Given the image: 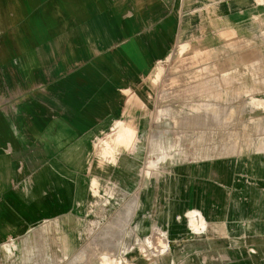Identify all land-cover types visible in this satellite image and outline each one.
Masks as SVG:
<instances>
[{"label":"crops","instance_id":"1","mask_svg":"<svg viewBox=\"0 0 264 264\" xmlns=\"http://www.w3.org/2000/svg\"><path fill=\"white\" fill-rule=\"evenodd\" d=\"M263 13L264 0H0L3 128L16 122L14 107L31 106L19 112V122L30 127L21 133L29 149L0 144V246L82 212L101 153L95 143L114 137L121 123L149 136L151 77L180 44L213 38ZM135 50L152 58L146 71L130 77L133 69L120 58ZM38 119L42 134L32 131ZM263 166L261 151L185 161L155 187H164L169 217L197 211L194 227L203 217L208 235L221 236L225 251H239L262 242ZM207 243L196 248L214 249Z\"/></svg>","mask_w":264,"mask_h":264},{"label":"rangeland","instance_id":"2","mask_svg":"<svg viewBox=\"0 0 264 264\" xmlns=\"http://www.w3.org/2000/svg\"><path fill=\"white\" fill-rule=\"evenodd\" d=\"M151 58L135 50L120 59L130 64L132 77L146 71ZM158 70L151 77L155 122L149 136L121 123L119 135L98 140L101 153L82 212L0 246V264H236L238 256L241 264H264V234L258 247L227 252L221 236L207 234L202 216L203 225L193 226L197 211L169 217L164 187H155V180L163 183L172 167L185 161L243 151L264 155V13L213 38L180 44ZM30 109L27 102L13 108L17 127L8 120L3 128L0 116L2 148L9 141L11 149H29L21 133L30 127L19 122V112ZM36 126L34 133H44L39 119ZM261 176L264 187V166ZM204 243L214 249L203 254L196 246Z\"/></svg>","mask_w":264,"mask_h":264},{"label":"bare ground","instance_id":"3","mask_svg":"<svg viewBox=\"0 0 264 264\" xmlns=\"http://www.w3.org/2000/svg\"><path fill=\"white\" fill-rule=\"evenodd\" d=\"M262 105H263V103H262ZM119 131V130H118ZM116 135H119L117 132H116ZM115 137V136H114Z\"/></svg>","mask_w":264,"mask_h":264}]
</instances>
